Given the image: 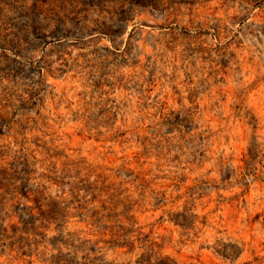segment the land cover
<instances>
[{
	"label": "rangeland",
	"instance_id": "374dc122",
	"mask_svg": "<svg viewBox=\"0 0 264 264\" xmlns=\"http://www.w3.org/2000/svg\"><path fill=\"white\" fill-rule=\"evenodd\" d=\"M0 216V264H264V0H0Z\"/></svg>",
	"mask_w": 264,
	"mask_h": 264
},
{
	"label": "trees",
	"instance_id": "16d2710c",
	"mask_svg": "<svg viewBox=\"0 0 264 264\" xmlns=\"http://www.w3.org/2000/svg\"><path fill=\"white\" fill-rule=\"evenodd\" d=\"M16 167V166H15ZM23 182L22 184H20L17 188L19 190V192L25 196V197H29L30 193L28 192V182L31 179V169L29 167V163L28 160H24L23 161ZM40 185L37 187V190H35L34 193V200L36 202V204H40V198L44 195V189H40ZM53 205L55 206H47L46 209H42V206H36L38 208L39 211V216L43 217V218H47L50 220H55V221H61V222H66L65 219L69 216V207L70 206H61L59 201H53L52 202ZM42 205V204H41ZM85 207L84 206H79L78 208V215L81 216L82 218H89L88 220L91 221L92 224H98L101 221V217L98 216V212L97 211H92L89 214V210L87 212H84ZM15 215L19 218L20 222L23 224V229H27L26 227L31 226L32 230L35 233L37 232V228L38 226L35 224L37 219H38V215H36L34 213V208L33 207H27V206H15ZM5 217L0 216V228L3 227V224L5 223ZM170 221H173L175 224H179L182 226H185L187 224L186 220H185V216L183 213H179L177 215H174L172 217L169 218ZM58 226L60 227V223L58 224ZM149 241V239H148ZM150 243L147 245V248L153 249L154 246V242L149 241ZM94 251V250H92ZM90 261V260H89ZM169 261V257L167 256H159L156 258L155 263H150V264H178V263H172V262H168ZM77 264H81V263H77Z\"/></svg>",
	"mask_w": 264,
	"mask_h": 264
}]
</instances>
